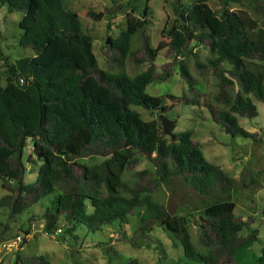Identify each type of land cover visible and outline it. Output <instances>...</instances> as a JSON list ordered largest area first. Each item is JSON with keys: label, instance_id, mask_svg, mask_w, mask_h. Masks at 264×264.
Listing matches in <instances>:
<instances>
[{"label": "trees", "instance_id": "trees-1", "mask_svg": "<svg viewBox=\"0 0 264 264\" xmlns=\"http://www.w3.org/2000/svg\"><path fill=\"white\" fill-rule=\"evenodd\" d=\"M0 2L22 13L18 44L33 51L14 62L0 53V180L6 190L0 211L7 210L14 220L47 199L39 213L28 216V225L42 220L43 232L62 242L77 239L80 226L94 233L108 225L122 226L136 215L141 230L147 229L146 221H158L181 246L185 264H264V248L260 253L252 250L258 241L257 230L250 228L253 216L234 214L232 193L238 180L206 160L191 130L166 139L160 125L144 120L133 108L165 113L163 97L145 89L168 78L175 66L192 96L179 100L199 104L202 93L195 74L210 70L215 91L204 105L211 119L232 136L254 138L239 118L257 116L252 96L264 103V0H219V11L206 0L188 5L178 0L173 21L161 29L167 40L156 47L147 32V6L140 16L134 15L131 0L97 13L88 10V17L101 20L131 6L125 28L106 38L105 68L98 65L92 38L66 0ZM231 3H247L257 18L246 10H231ZM198 46L211 53L204 62L194 51ZM161 51L167 61L157 66ZM189 54L192 70L184 60ZM143 63H148L145 70L133 72ZM28 140L38 169L35 180L24 183ZM97 157L103 160L86 163ZM143 159L151 166L136 169ZM125 172H131L130 180L123 178ZM175 176L207 197L198 213H170L165 204L151 200ZM189 216L198 225L196 244ZM28 233L29 227L24 231ZM13 264L49 261L43 255L23 256L17 249ZM123 264L142 263L133 258Z\"/></svg>", "mask_w": 264, "mask_h": 264}, {"label": "rangeland", "instance_id": "rangeland-1", "mask_svg": "<svg viewBox=\"0 0 264 264\" xmlns=\"http://www.w3.org/2000/svg\"><path fill=\"white\" fill-rule=\"evenodd\" d=\"M68 7L77 12L82 28L92 38V50L98 65L105 68V48L108 36L116 37L120 30L125 28L126 14L131 6L114 14L106 15L101 20H94L87 16V11H104L112 5L129 0H66ZM135 6V16L147 6V32L150 35L151 45L156 47L161 40H167L161 29L168 27L175 15L173 7L178 0H131ZM184 5L196 0H179ZM211 9L219 11V0H206ZM229 8L234 11L246 10L252 17L257 15L247 3H231ZM21 12L9 11L8 7L0 2V53L9 62L23 56H32L30 48H23L18 44L20 35L19 21ZM198 59L202 62L211 56L205 47H194ZM185 62L192 70L193 56L184 57ZM167 59L163 51L159 52L154 63L160 66ZM148 63L136 67L133 72H140L147 68ZM227 67V64H224ZM195 74V73H194ZM198 77L197 90L202 93L199 96V104H185L179 100L183 95L192 97L188 91L187 83L179 75L175 66L171 75L159 82L146 86V92L153 96H162V105L167 108L163 115L175 121L174 133L184 130L193 132V139L199 143V147L211 163L219 165L229 176L238 180V187L232 193L235 203L234 214L246 219L253 216L254 222L250 228L258 232L252 250L260 253L264 248V217L261 210L264 206V103L252 100L256 105L257 116L254 118H239L240 125L247 131L254 132L255 137L242 135L232 136L220 128L210 117L204 102L209 100L215 91V77L210 70H206ZM4 82V81H2ZM179 101H174L173 98ZM144 120L154 121V125H160L159 114H150L147 110L134 106ZM166 139L167 135H162ZM32 143L27 141L23 151V162L26 166L23 182H33L37 176L38 161L31 154ZM102 158L86 159L87 164L102 161ZM145 159L136 169L150 167ZM125 180H130L131 172H125ZM6 193L1 186L0 197ZM151 200L165 204L167 211L175 214L198 213L207 197L198 194L187 186L179 176L173 177L167 184H161L152 194ZM43 199L31 208L17 215L13 220L7 210L0 211V264H13L15 251L18 249L23 256L43 255L49 264H123L128 259H137L142 264H185L182 261L183 250L180 245H175L164 228L158 221H146L147 229H140L139 217L130 216L128 222L122 226L117 224L105 226L101 231L88 232L84 226L77 231V239L67 237L66 242L58 241L50 237L42 230L43 221L38 220L31 226L27 218L32 213H39L43 209ZM190 217V233L193 243L196 244L198 225ZM29 227V233L24 231ZM148 228L150 230L148 231ZM248 231H244L246 234ZM20 239H16V236ZM23 239H26L24 243ZM21 243V248L19 247ZM181 259V261H180ZM200 264V263H190Z\"/></svg>", "mask_w": 264, "mask_h": 264}, {"label": "water", "instance_id": "water-1", "mask_svg": "<svg viewBox=\"0 0 264 264\" xmlns=\"http://www.w3.org/2000/svg\"><path fill=\"white\" fill-rule=\"evenodd\" d=\"M158 118L161 121V135H167L170 137L171 140H173V129L175 127L176 120H170L167 116L163 114H160Z\"/></svg>", "mask_w": 264, "mask_h": 264}, {"label": "built area", "instance_id": "built-area-1", "mask_svg": "<svg viewBox=\"0 0 264 264\" xmlns=\"http://www.w3.org/2000/svg\"><path fill=\"white\" fill-rule=\"evenodd\" d=\"M4 64V60L3 59H0V65H3ZM22 82V79L20 80ZM16 239H20V236H16Z\"/></svg>", "mask_w": 264, "mask_h": 264}]
</instances>
